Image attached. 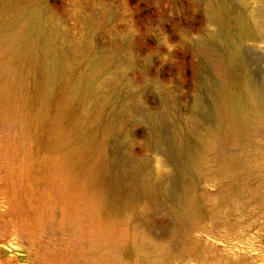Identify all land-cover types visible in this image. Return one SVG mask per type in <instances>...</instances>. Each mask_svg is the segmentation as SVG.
<instances>
[{"label": "rangeland", "instance_id": "obj_1", "mask_svg": "<svg viewBox=\"0 0 264 264\" xmlns=\"http://www.w3.org/2000/svg\"><path fill=\"white\" fill-rule=\"evenodd\" d=\"M261 20L264 0L1 1L0 264H264V107L247 85L264 98ZM10 25L25 61L4 48ZM219 82L227 106L213 108ZM173 129L203 143L195 222L141 199L151 222L135 227L123 206L134 184L174 197ZM101 157L98 187L86 170ZM98 214L133 239L119 261L91 253Z\"/></svg>", "mask_w": 264, "mask_h": 264}, {"label": "bare ground", "instance_id": "obj_2", "mask_svg": "<svg viewBox=\"0 0 264 264\" xmlns=\"http://www.w3.org/2000/svg\"><path fill=\"white\" fill-rule=\"evenodd\" d=\"M1 1L3 0H0V2ZM255 27L260 29L261 35L264 36V20L257 21L255 23ZM22 39L23 31L21 30L19 32L16 25H10L6 31L3 42L4 48H7L12 52L11 57L13 62L19 60L25 61L27 59L24 51L20 50L19 44L22 42ZM218 49L219 47L216 44L210 42L202 48L203 53L208 58L209 68L216 69L219 64L220 59L217 52ZM219 76L221 77V75ZM53 82V77L52 79L44 82L46 93L51 92L54 88ZM220 84L221 83L219 82V85ZM250 84L251 82L248 80V91L251 94L252 102L259 108L264 107V98L262 97L260 90ZM220 88L221 85L219 87L210 88L213 92L211 97V106L213 108L227 106L226 100L220 97ZM230 112L238 117L245 116L244 114L237 113V111L232 107ZM156 127L158 132L161 134L167 131L166 125L162 122H158ZM202 145V142H198L197 148H190L188 147L186 139L182 137L180 131L178 129L172 130V140L170 144L165 147V151L168 158L178 164L176 171L172 172V195L174 197L168 204L158 202V193L153 184L146 180H141L139 183L134 184L130 189V198L123 203L126 211L130 213V224H137L142 227L144 221L151 222L146 219L144 213L136 210L137 203L141 199L148 200L152 208H161L163 206L165 208V212L172 218L179 220L189 219L195 222L194 216L196 213L192 206L196 201V196L194 194L192 181L201 174V156L199 148ZM68 159L71 163H76L79 160V155L71 153L68 155ZM103 162L104 160H102L101 157V159L91 164L86 170V175L90 180V183L94 186H104L110 179L109 168L107 165L102 164ZM138 170V166H131L127 171V174L130 176L131 173H133L136 176L138 174ZM185 172H187L188 175H186ZM255 197L261 202L264 201V196L260 197L258 194H255ZM96 223L97 227L92 235L93 240L91 253L104 259H111L114 257L119 261L121 257L125 255L127 249H129L130 246L128 245L133 241V239L127 235V230L124 227L118 226L116 223H105L103 219H101L100 214L96 216ZM135 242L136 239L134 240V243ZM102 244L104 245V248L100 247Z\"/></svg>", "mask_w": 264, "mask_h": 264}]
</instances>
